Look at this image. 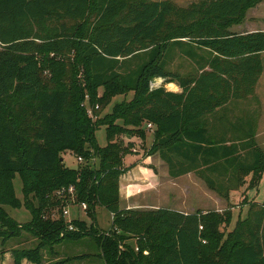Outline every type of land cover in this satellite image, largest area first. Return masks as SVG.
<instances>
[{
  "label": "trees",
  "instance_id": "obj_1",
  "mask_svg": "<svg viewBox=\"0 0 264 264\" xmlns=\"http://www.w3.org/2000/svg\"><path fill=\"white\" fill-rule=\"evenodd\" d=\"M260 1L205 0L180 7L168 0H0V238L4 244L24 230L38 240L33 248L12 250L13 264H42L43 250L87 236L105 264H264V200L249 204L220 247L204 243L209 236L221 240L219 214L119 206L120 177L132 166L124 165L129 146L118 137L144 139L143 124L154 126L149 152L159 155L173 178L216 174L226 185L205 181L224 199L244 184L245 174L261 181L264 150L254 143L252 120L246 129L214 125L220 110L253 96L261 76L264 31L229 30ZM172 51L192 62L193 73L167 69ZM155 79L176 83L180 92L151 89ZM124 91L133 93L130 101L95 121L87 115L86 93L94 108ZM100 126L103 147L94 135ZM66 152L82 159L77 169L60 160ZM14 174L32 216L24 226L1 208L20 205ZM69 187L74 203L85 204L93 219L97 207L111 214L110 231L97 234L79 220L70 222L76 231L67 230L61 208ZM55 207L59 216L52 218L47 214Z\"/></svg>",
  "mask_w": 264,
  "mask_h": 264
},
{
  "label": "rangeland",
  "instance_id": "obj_2",
  "mask_svg": "<svg viewBox=\"0 0 264 264\" xmlns=\"http://www.w3.org/2000/svg\"><path fill=\"white\" fill-rule=\"evenodd\" d=\"M147 1H162V0H147ZM180 7H188L193 3H198L205 0H168ZM231 32H249V31H264V0L258 4L248 8L244 11L243 15L230 25ZM64 59V57H61ZM261 60L263 70L261 76L255 87L253 96L231 102L220 110L215 116L220 118V121H215L216 129H222L220 126H227L230 124L241 125L246 129V122L252 120L254 129V143L262 150H264V52L261 53ZM135 62H140L136 59L131 66H135ZM167 69L172 72L181 74L182 76L191 74L194 71V65L188 59L177 51H172L169 55ZM70 71V65L64 67V72ZM157 82L158 79H155ZM162 80V79H161ZM160 83H157L159 85ZM160 87L167 91L180 92L178 85L174 82H162ZM154 89V88H153ZM156 89V88H155ZM98 97L103 96L104 89L99 88L96 91ZM125 93L115 95L109 98V102L105 99L101 107L96 104L89 105L90 96L85 94L83 106L87 110L93 111V121L100 117L111 113L113 107L117 104L130 101L133 97L131 91H124ZM16 110L15 113H18ZM122 123L117 120L116 124ZM29 126L31 123L27 121ZM146 129V137L120 134L119 140L124 144H128L129 153L124 156V165L132 166L124 175L120 177L119 181V206L121 209H141V210H156L159 208H166L179 211L185 214L201 212L203 215L219 214L223 216V221L218 227V232L221 234V240L218 241L215 237L209 236L204 239L206 246H221L222 242L226 239V235L233 230L238 220L245 219L249 204L253 202L261 203L264 200V175L259 183L251 181L252 175H243L244 184L236 191L229 193L228 199L222 198L217 191L209 188L206 179H211L216 183L222 182V186L226 185L223 180L216 174L208 172L188 173L176 178L168 174L167 165L160 159L158 154H150L149 149L154 137V126L148 128L147 124L142 125ZM95 139L100 147L107 144L105 127H97L95 131ZM129 142V143H127ZM64 165L70 169H77L82 163L78 162L77 157L66 152L62 154ZM91 163L99 166V161L93 159ZM132 163V164H131ZM129 164V165H128ZM131 164V165H130ZM203 171V170H201ZM126 177V180L124 178ZM129 178V179H128ZM226 182V181H225ZM129 184V185H128ZM128 185V187H127ZM12 187L15 198L19 201L20 205L17 208L8 205H2L6 215L14 221L17 225L24 226L32 219L30 211L24 206V195L22 193V180L18 174L13 175ZM127 187V188H126ZM33 207L40 206L37 199L29 198ZM74 197L70 196L68 202L61 208V211L67 210L69 216L65 221H81L85 223L86 227L91 230L94 226L97 234L107 233L112 226L111 214L103 207L95 209L94 219L89 216L87 212L79 208V204L74 203ZM59 207H55L48 211V216L56 218L59 216ZM225 213L230 214V221L225 219ZM218 234V235H219ZM217 235V236H218ZM84 249L89 253L98 247L91 237L83 238ZM0 238V256L2 252L5 255L1 258L2 264H9L12 259V250L33 248L38 244V240L30 233L21 230L20 233L14 237H10L1 243ZM210 242V244H207ZM218 242V243H217ZM213 245H212V244ZM55 244L54 246L58 245ZM76 247H71L74 251ZM3 259V260H2ZM9 262V263H8Z\"/></svg>",
  "mask_w": 264,
  "mask_h": 264
},
{
  "label": "crops",
  "instance_id": "obj_3",
  "mask_svg": "<svg viewBox=\"0 0 264 264\" xmlns=\"http://www.w3.org/2000/svg\"><path fill=\"white\" fill-rule=\"evenodd\" d=\"M249 32H254V31H249ZM124 180H126V177L124 178ZM79 208L83 210L80 205ZM83 243H84L83 238L80 240H66L59 242L58 245L53 246V248H51L50 250L47 249L43 250L42 264H105L101 258L99 247L95 248L93 250V253H89L87 249H84ZM72 246L76 247L75 250L69 251L71 250ZM11 261L12 262L10 263L8 262V263L13 264V258L11 259ZM23 264H32V263L28 261H23Z\"/></svg>",
  "mask_w": 264,
  "mask_h": 264
},
{
  "label": "built area",
  "instance_id": "obj_4",
  "mask_svg": "<svg viewBox=\"0 0 264 264\" xmlns=\"http://www.w3.org/2000/svg\"><path fill=\"white\" fill-rule=\"evenodd\" d=\"M151 89H153V87L151 86ZM87 115L93 120V111H91V110H87ZM149 127H151V125L149 124L148 125V128ZM78 159V162L79 163H82V159L81 158H77ZM71 196L73 195V187H69V189H68V191H67ZM62 193V192H61ZM81 206V208L83 209V210H85L86 209V205L85 204H81L80 205ZM62 215H63V218L64 219H67V217L69 216V213H68V211L67 210H64L63 211V213H62ZM70 220H67L66 221V223L68 224V227H67V230L68 231H76V229L74 228V226H72L71 224H70Z\"/></svg>",
  "mask_w": 264,
  "mask_h": 264
},
{
  "label": "water",
  "instance_id": "obj_5",
  "mask_svg": "<svg viewBox=\"0 0 264 264\" xmlns=\"http://www.w3.org/2000/svg\"><path fill=\"white\" fill-rule=\"evenodd\" d=\"M163 80H161L160 84L157 85V81L154 80L152 83H151V86L155 89V88H159L160 85L162 84ZM61 161L63 160L62 158L60 159Z\"/></svg>",
  "mask_w": 264,
  "mask_h": 264
}]
</instances>
